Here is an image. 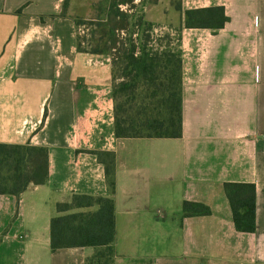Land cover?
Listing matches in <instances>:
<instances>
[{"label":"crops","instance_id":"1","mask_svg":"<svg viewBox=\"0 0 264 264\" xmlns=\"http://www.w3.org/2000/svg\"><path fill=\"white\" fill-rule=\"evenodd\" d=\"M76 1L0 0V144L48 153L46 184L0 195V264H89L94 248H50L73 195L114 200L112 264H264V0L140 4L157 29L180 30L179 139L115 137L111 58L78 49ZM216 7L221 29L184 27L183 11ZM97 152L115 156L113 194ZM224 183L255 185L254 233L235 230ZM184 201L211 214L182 219ZM120 230L167 233L180 256L120 259Z\"/></svg>","mask_w":264,"mask_h":264},{"label":"trees","instance_id":"2","mask_svg":"<svg viewBox=\"0 0 264 264\" xmlns=\"http://www.w3.org/2000/svg\"><path fill=\"white\" fill-rule=\"evenodd\" d=\"M89 21L101 30L91 51L111 58L114 134L117 139H179L182 137V59L180 30L155 37L154 26L141 14L131 24L135 0H104ZM156 0H147L155 2ZM143 2L140 0L139 2ZM176 9L182 12L180 5ZM132 15V16H131ZM186 29L219 30L228 21L220 7L183 11ZM83 23L77 22L76 26ZM131 25V26H130ZM133 27L132 38H122ZM142 30V34L139 32ZM135 35V36H134ZM158 43V44H157ZM155 45L157 47H155ZM78 49L80 45L78 44ZM104 166L111 194L115 191V156L97 152ZM48 153L44 147L0 144V195L18 197L30 185L46 184ZM232 221L237 232L256 231V187L248 183H224ZM84 210V211H80ZM208 206L184 201L181 218L209 216ZM116 237L115 206L111 197L73 195L56 205L50 221V248H94L92 264H112ZM89 263V264H90Z\"/></svg>","mask_w":264,"mask_h":264},{"label":"rangeland","instance_id":"3","mask_svg":"<svg viewBox=\"0 0 264 264\" xmlns=\"http://www.w3.org/2000/svg\"><path fill=\"white\" fill-rule=\"evenodd\" d=\"M151 1V0H150ZM76 12L77 14L81 15L80 17H75V22H81L83 24L77 26V34H78V44L80 45V49L82 52L91 53V51L96 46V40L101 37V30L99 27L94 25H89V21H91L92 18H94L96 15L101 14L99 12L101 6L105 4L104 0H78ZM140 0H135L133 3H128L127 6H121L122 9H130V7H134L131 12L133 14V18L130 20V23L133 24L140 14ZM143 2H147V0H143ZM81 7L83 9L81 10ZM104 7V6H103ZM102 17V14H101ZM136 19V20H135ZM131 26V25H130ZM142 28L139 32V34H142ZM137 30H133V27H129L128 34L122 33L120 36L122 38H132L131 36L132 32ZM168 32L165 30H159L154 26V31H152V34L157 37ZM135 36V35H134ZM158 44V43H157ZM155 47H157L155 45ZM92 54V53H91ZM162 223V221H160ZM167 232V231H166ZM171 234V233H169ZM168 236L167 233H161L160 231L158 234L154 235L153 233H145V234H128L124 231L122 232L120 230L119 232V238H118V256L120 259L125 258H160L163 256H180L179 249L176 245L173 244H167L166 241H164V237ZM172 236V235H171ZM142 238V239H141ZM172 240V239H171ZM170 240V241H171ZM169 241V242H170ZM172 243V241L170 242ZM105 261V259L102 260V263ZM92 264V263H90Z\"/></svg>","mask_w":264,"mask_h":264}]
</instances>
